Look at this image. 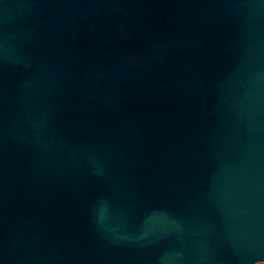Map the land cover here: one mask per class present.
Listing matches in <instances>:
<instances>
[{
	"label": "water",
	"instance_id": "95a60500",
	"mask_svg": "<svg viewBox=\"0 0 264 264\" xmlns=\"http://www.w3.org/2000/svg\"><path fill=\"white\" fill-rule=\"evenodd\" d=\"M0 264H264V0H0Z\"/></svg>",
	"mask_w": 264,
	"mask_h": 264
}]
</instances>
